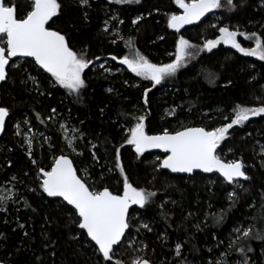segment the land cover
Instances as JSON below:
<instances>
[{"label":"trees","instance_id":"1","mask_svg":"<svg viewBox=\"0 0 264 264\" xmlns=\"http://www.w3.org/2000/svg\"><path fill=\"white\" fill-rule=\"evenodd\" d=\"M58 2L61 10L47 27L64 34L72 49L92 63L82 73L86 87L77 99L32 59L16 66L11 65L15 59L10 60L0 84V107L8 109L0 136V183L11 181L16 191L2 202L6 211L0 213V264H135L137 259L178 264L182 257L187 264H207L222 254L225 262L241 264L247 258L249 264H264V238H255L257 233L264 235V114L234 125L218 145L217 154L224 160H240L250 177L231 184L200 172L171 174L159 166L160 153L137 154L125 143L139 116L145 117L147 134L189 126L211 130L229 123L237 105L264 106V61L220 44L199 50L173 76L153 87L119 59L139 53L154 64L170 63L180 36L203 47L225 26L238 33L254 32L264 42V0L243 4L233 0L232 10L214 9L213 16L179 33L167 26L169 15L178 13L173 0L121 4L88 0L83 6L79 0ZM4 3L16 5L17 18H23L31 6L30 0ZM238 39L245 48L255 47L254 40L239 34ZM145 88L151 89L147 105ZM58 120L80 132L74 144L79 153L67 151ZM24 122L33 131L31 158L29 147L12 127L16 123L21 128ZM117 148L129 182L155 195L145 207L130 210L124 239L114 248L112 261H104L70 221L74 210L61 200L47 198L35 175L41 167L48 170L54 157L66 154L80 177L81 170L87 174L81 178L91 189L107 187L120 194L123 176L116 168ZM229 192L235 193L234 199H229ZM250 227L248 238L235 231ZM73 236L80 238L73 240ZM238 247L245 251L237 252Z\"/></svg>","mask_w":264,"mask_h":264},{"label":"snow or ice","instance_id":"2","mask_svg":"<svg viewBox=\"0 0 264 264\" xmlns=\"http://www.w3.org/2000/svg\"><path fill=\"white\" fill-rule=\"evenodd\" d=\"M126 2L129 0H115L117 4ZM173 2L183 9V12L179 15H169L167 26L176 29L177 32L185 24L199 20L213 9L232 10L236 7L233 0H188V2L173 0ZM243 2L244 0H241L242 4ZM79 3L83 6L88 3V0H79ZM30 5V10L26 15L23 18H17L16 5H9L0 0V81L6 79V65H9L10 58L31 57L36 65L50 74L55 84L66 89L70 95L76 94L78 99L80 90L86 87L82 73L92 61L85 59L83 53L78 54L74 51L64 34L46 26L61 10L62 5L58 0H30ZM138 19L140 17L134 19L133 24ZM218 30L220 35L215 40H207L203 45L204 48L210 50L223 41L244 55L254 56L264 61V42L256 33H239L246 39L254 40L255 47L245 48L237 41L236 31H230L227 26L219 27ZM192 47L194 45L180 36L175 44V59L170 63L154 64L139 53L131 58L126 55L119 59L120 63L126 65L132 73L151 81L155 87L166 77L173 76L177 72L184 64L185 57L192 55L187 51ZM112 59L115 60L117 57L113 56ZM29 79L34 80L31 76ZM150 91L149 88L144 90L145 105L148 104L147 95ZM55 111L52 109V112ZM233 111L234 115L229 123L211 130H206L204 127H183L170 132L165 128L163 132L155 135H148L145 132V117L139 116L137 123L128 130L129 135L125 143L134 146L137 154L149 148L164 150L166 156L159 166L170 169L172 172L192 173L194 169H200L209 173L215 170L229 184L234 183L236 178L247 180L250 177L243 170V163L240 160L225 162L217 154V149L229 129L234 125H242L250 116L264 114V106L249 108L237 105ZM7 115L8 109L0 107V129L3 128ZM25 142L29 144L28 155L31 158V142L28 140ZM69 146H71V140H69ZM116 152V168L120 169L123 176L122 194H114L107 187L91 189L84 180L78 177L73 162L63 154L54 157L50 170L42 167L39 169L42 177L40 188L48 197H62L67 205L72 206L74 211L69 214L70 221L82 230L80 236L86 233L87 238L94 242L93 251L98 252L104 261H112L114 246L122 242L125 230L130 227L128 219L130 205L145 207L155 195L154 192L136 188L129 182L120 164V149L117 148ZM93 158H96L95 155ZM33 163L35 164L36 161L33 160ZM228 197L234 199L235 193L229 192ZM3 199L0 197V201ZM143 227L148 228V225L145 224ZM235 231L244 238L251 235V227L243 230L235 229ZM79 238V236L72 237L73 240H79ZM239 238L238 236L237 239ZM255 238L262 239L264 235L257 233ZM232 243L234 242H231L229 247ZM175 248L176 255H181V244L177 243ZM236 251L243 253L245 249L238 247ZM247 251L250 252L252 249L248 248ZM135 264H150V262L147 259H137ZM216 264H220V261H216ZM241 264H249V261L245 258Z\"/></svg>","mask_w":264,"mask_h":264},{"label":"rangeland","instance_id":"3","mask_svg":"<svg viewBox=\"0 0 264 264\" xmlns=\"http://www.w3.org/2000/svg\"><path fill=\"white\" fill-rule=\"evenodd\" d=\"M115 1V0H113ZM188 2V1H186ZM212 16L214 15L213 13L211 14ZM210 16V15H209ZM230 31H233V30H230ZM238 33V32H237ZM239 34V33H238ZM220 35V33L213 39L211 40H215L218 36ZM237 41L240 43L239 39H238V35L236 37ZM205 44V43H204ZM220 44H223V45H226V46H230V44H225L223 41H221L220 43L216 44L215 47H217L218 45ZM192 45V44H191ZM6 46V45H5ZM242 46V45H241ZM213 47V48H215ZM243 47V46H242ZM211 48V49H213ZM202 49H206L204 47H192V48H189L187 51L191 52L192 55L191 56H187L185 57V62H188L190 61L191 59H193L195 57V55L199 52V50H202ZM234 49V48H233ZM206 50H209V49H206ZM10 59H13L14 58H10ZM175 59V58H174ZM21 61H23V58H16L13 62H12V66H16V65H19L21 63ZM100 65H103L102 63ZM57 125H58V129H59V132H60V136H61V139L64 141L65 145H66V148H67V151L69 153H79V151L76 149L75 147V141L77 138L81 137V134L80 132L77 131V128L73 125H69L67 122H65L64 120L61 121V120H58L57 121ZM63 126V127H62ZM13 127V130H14V133L16 135H20V140L23 141V143L29 147V144L26 143L25 141L28 140L30 141V138H31V134H32V129L31 127L28 126L27 123L24 122V125L21 127V128H18L17 127V124L16 123H13L12 125ZM69 140H71V146H69ZM222 160H224L223 158H221ZM231 160V159H230ZM230 160H225V161H230ZM80 175L82 178L86 179L87 177V174L84 172V170H81L80 171ZM35 181L39 182L41 184V181H42V177H41V174L38 172L36 173L35 175ZM29 189L33 188V186H28ZM94 189V188H92ZM16 191V189L13 187L12 185V182L11 181H4L2 183H0V197H3L4 199L2 201H0V213L2 212H5L6 209H4L3 205H2V202L8 198H10L12 196V194ZM6 219V215L4 217ZM97 254H99L97 252ZM176 254V252H175ZM214 254V253H213ZM100 255V254H99ZM101 256V255H100ZM177 256V255H176ZM102 257V256H101ZM223 254L219 257V258H216L215 260H212V259H209L208 260V263L207 264H216V261H220V264H237L236 262H225L224 261V258H223ZM223 258V259H222ZM103 259V257H102ZM178 264H187V262L185 261L184 257H182L180 260H179V263Z\"/></svg>","mask_w":264,"mask_h":264},{"label":"water","instance_id":"4","mask_svg":"<svg viewBox=\"0 0 264 264\" xmlns=\"http://www.w3.org/2000/svg\"><path fill=\"white\" fill-rule=\"evenodd\" d=\"M3 2H4V0H3ZM177 8H178V13H176L177 15H179V14H182V12H183V9H180L178 6H177ZM213 11H214V9L213 10H211L210 12H208V13H205V15L204 16H202L199 20H195V21H193L192 23H190V24H185L182 28H180V30H179V32L181 31V29H183V28H185V27H189V26H192V25H196V24H198V23H200V22H202L206 17H208L209 15H211L212 13H213ZM47 26V25H46ZM170 30L171 31H173V32H175V33H179V32H177L176 31V29H172V28H170ZM12 58H14V59H16V58H23V59H26V58H29V59H33V58H31V57H24V56H16V57H12ZM34 60V59H33ZM10 63V62H9ZM38 66V65H37ZM7 67H8V65H6V74H7ZM39 67V66H38ZM40 68V67H39ZM43 70V69H42ZM44 71V70H43ZM3 81H0V84L2 83ZM7 117H8V115L5 117V123H6V120H7ZM5 123H4V126H5ZM4 126H3V128L2 129H0V136L2 135V133H3V130H4ZM189 127H201V126H189ZM207 130V129H206ZM156 134H159V133H156ZM148 135H155V134H148ZM134 147V146H133ZM134 150H135V148H134ZM144 152H149V153H154V152H158V153H160L161 155H162V159H161V161L163 160V158L166 156V153L164 152V150H162V149H156V148H149V149H145V151ZM59 155H61V154H59ZM59 155H57V156H59ZM63 155H65V156H67L71 161H72V159L70 158V156H68V155H66V154H63ZM160 161V162H161ZM225 161V160H224ZM53 162H54V160H53ZM73 162V161H72ZM225 162H227V161H225ZM51 167V166H50ZM73 167H74V169L76 170V168H75V166H74V163H73ZM162 168V167H161ZM163 170H166V171H168L169 173H171V174H175V175H191V174H193V173H195V172H200V173H203V174H206V175H217L218 177H220L222 180H223V177L222 176H220V174L218 173V172H216L215 170H213V172H209V173H205V172H203L202 170H200V169H194L193 170V172L192 173H186V172H172L170 169H164V168H162ZM48 170H50V168L48 169ZM244 170V169H243ZM77 172V171H76ZM40 173V172H39ZM77 175H78V173H77ZM78 177H80L79 175H78ZM81 178V177H80ZM82 179V178H81ZM83 180V179H82ZM242 180H244L243 178H236V181H242ZM224 181V180H223ZM42 182V181H41ZM226 182V181H225ZM43 191V190H42ZM122 192H123V187H122V191H121V193L120 194H122ZM43 194L47 197V198H49V199H58V200H61L62 202H64L66 205H67V202L66 201H63V198L62 197H48L47 196V194L46 193H44L43 192ZM115 194V193H114ZM69 207H71L72 208V206H70V205H68ZM133 207H140L139 205H130V207H129V212H130V210L133 208ZM74 210V209H73ZM127 231H128V229H126L125 230V235H126V233H127ZM85 235H86V233H85ZM87 237V236H86ZM125 237V236H124ZM124 237H122V240L124 239ZM89 240V239H88ZM90 241V240H89ZM91 242V241H90ZM93 245H94V242H91ZM116 246H114V248H115ZM149 261V260H148ZM150 262V261H149ZM150 264H152L151 262H150Z\"/></svg>","mask_w":264,"mask_h":264},{"label":"flooded vegetation","instance_id":"5","mask_svg":"<svg viewBox=\"0 0 264 264\" xmlns=\"http://www.w3.org/2000/svg\"><path fill=\"white\" fill-rule=\"evenodd\" d=\"M11 60V59H10ZM33 60V59H32ZM34 61V60H33ZM10 64V63H9Z\"/></svg>","mask_w":264,"mask_h":264},{"label":"bare ground","instance_id":"6","mask_svg":"<svg viewBox=\"0 0 264 264\" xmlns=\"http://www.w3.org/2000/svg\"><path fill=\"white\" fill-rule=\"evenodd\" d=\"M53 162V161H52Z\"/></svg>","mask_w":264,"mask_h":264}]
</instances>
